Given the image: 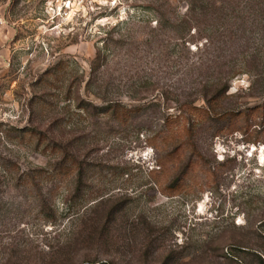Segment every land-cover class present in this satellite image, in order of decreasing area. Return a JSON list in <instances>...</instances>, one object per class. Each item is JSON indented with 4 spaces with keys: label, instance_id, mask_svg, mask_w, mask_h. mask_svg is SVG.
Instances as JSON below:
<instances>
[{
    "label": "rangeland",
    "instance_id": "374dc122",
    "mask_svg": "<svg viewBox=\"0 0 264 264\" xmlns=\"http://www.w3.org/2000/svg\"><path fill=\"white\" fill-rule=\"evenodd\" d=\"M48 1L0 0V264H264V18ZM211 98L159 170L164 120Z\"/></svg>",
    "mask_w": 264,
    "mask_h": 264
},
{
    "label": "trees",
    "instance_id": "16d2710c",
    "mask_svg": "<svg viewBox=\"0 0 264 264\" xmlns=\"http://www.w3.org/2000/svg\"><path fill=\"white\" fill-rule=\"evenodd\" d=\"M187 4L189 12L188 14H199L200 18L205 17L208 14L210 15L211 13H221L223 11H226L227 9H232L236 12L240 10L236 9V7L239 6H244V8L248 10L249 15L255 17L261 16L264 18V0H245V5H240L239 0H187ZM262 31L264 32V29H262ZM239 71L240 70H235L233 75H235ZM226 83L227 82H225V84ZM214 101V98H211L209 100L208 106H205L204 108H199L197 106H194L193 108H187L186 106L189 104L188 101L181 102V106L177 109V112L174 114H170L164 120V129L159 132L161 136L160 142L159 144L155 145L156 150L158 151L157 165L159 166V170H174L175 164L173 165L171 161L173 159H177L186 152L192 155H200L201 147L198 143L199 137L197 138L200 133L198 126L202 124L206 119L214 118L216 116L223 117L224 115H229L224 110L216 113L213 107L216 105ZM201 114L205 115V117H201ZM185 120H187V122ZM211 129L215 128L211 127ZM219 129H224V127L216 128L215 131L212 132V136L218 135L217 133H219ZM68 157L69 155H65L62 163H65ZM72 159L73 162H71V164L73 165L75 163V167H78L77 177L81 185L84 182L85 164L76 156H73ZM159 183L160 182H158V184ZM179 186L180 185H174V187ZM258 256L260 261L264 263V255L258 254Z\"/></svg>",
    "mask_w": 264,
    "mask_h": 264
},
{
    "label": "built area",
    "instance_id": "2783aa9c",
    "mask_svg": "<svg viewBox=\"0 0 264 264\" xmlns=\"http://www.w3.org/2000/svg\"><path fill=\"white\" fill-rule=\"evenodd\" d=\"M109 2L110 0H49L47 12L52 18H69L84 12L100 11Z\"/></svg>",
    "mask_w": 264,
    "mask_h": 264
}]
</instances>
